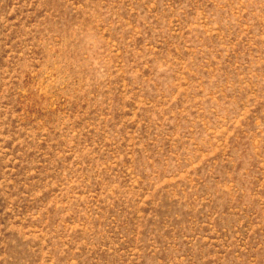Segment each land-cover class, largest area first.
Returning <instances> with one entry per match:
<instances>
[{
    "label": "rangeland",
    "instance_id": "1",
    "mask_svg": "<svg viewBox=\"0 0 264 264\" xmlns=\"http://www.w3.org/2000/svg\"><path fill=\"white\" fill-rule=\"evenodd\" d=\"M0 264H264V0H0Z\"/></svg>",
    "mask_w": 264,
    "mask_h": 264
}]
</instances>
